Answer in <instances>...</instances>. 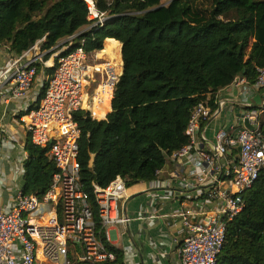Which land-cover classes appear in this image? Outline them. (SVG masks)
<instances>
[{
	"label": "trees",
	"instance_id": "trees-1",
	"mask_svg": "<svg viewBox=\"0 0 264 264\" xmlns=\"http://www.w3.org/2000/svg\"><path fill=\"white\" fill-rule=\"evenodd\" d=\"M108 14L92 26L86 0H0V43L21 55L42 41L51 50L69 37L67 52L83 46L102 50L107 38L119 43L103 54L123 60L106 118L87 110L74 113L81 129L80 179L89 193L96 229L106 241L95 185L106 187L117 176L128 186L157 179L168 156L190 141L195 107L242 73L251 83L264 67V0H94ZM55 66L48 71L52 75ZM38 73V70H37ZM42 88L37 106L45 94ZM110 108H94L104 116ZM24 194L43 196L57 168L29 139ZM244 209L227 221L217 264H264V171L244 194ZM108 243V242H107ZM111 250L120 252L109 244Z\"/></svg>",
	"mask_w": 264,
	"mask_h": 264
},
{
	"label": "built area",
	"instance_id": "built-area-1",
	"mask_svg": "<svg viewBox=\"0 0 264 264\" xmlns=\"http://www.w3.org/2000/svg\"><path fill=\"white\" fill-rule=\"evenodd\" d=\"M86 2L92 26L102 25L108 14L99 11L94 0ZM100 51L79 46L59 54L44 96L22 117L31 142L49 148L48 155L57 170L43 196L24 194L19 188L8 207L0 208V264H126L117 260L109 247V228L130 221L125 215L119 218L117 205L120 197H128L127 181L119 175L106 187L95 185L104 241L96 229L89 193L80 179L81 129L74 113L82 109L96 117L93 109L104 110L106 102L111 103L121 75ZM13 55L1 74L11 84L7 100L25 98L38 69L39 57H27L26 51ZM256 70L254 83L239 73L227 85L239 91L241 117H235L234 104L225 107L227 102L219 95L222 88L215 92V108L209 104L210 93L189 120L190 141L167 158L191 165L186 177L173 173L176 185L185 189L201 185L204 196L196 208L186 204L178 213L183 223L180 264H217L227 221L244 209L243 194L264 171V101L259 106L251 102L254 90L264 88V67L257 66ZM223 109L225 125L216 131L211 147H205L208 138L202 127ZM246 119L252 129L245 124Z\"/></svg>",
	"mask_w": 264,
	"mask_h": 264
},
{
	"label": "crops",
	"instance_id": "crops-1",
	"mask_svg": "<svg viewBox=\"0 0 264 264\" xmlns=\"http://www.w3.org/2000/svg\"><path fill=\"white\" fill-rule=\"evenodd\" d=\"M73 37L60 42L57 51L48 58L51 50L42 48V41L37 42L27 50V57H39L37 61V76L28 95L22 99L7 100L11 84L1 77L7 62L14 56L8 44L0 43V208H7L16 189L24 185L25 160L28 157L26 145L29 134L22 120L23 115L34 107L39 100L42 88L51 76L49 69L56 65L59 54L68 49L66 43ZM112 40L119 43L122 57V44L114 39L107 38L105 47L108 49ZM106 55V54H105ZM110 57V55L107 54ZM123 60L121 58V64ZM121 73L123 66H121ZM219 95L226 101V108L236 107V118L241 117L242 107L239 103L240 94L236 88L226 86L219 91ZM260 97V105L264 101V88L254 90L251 102ZM112 110L110 108L104 116L95 118L104 119ZM225 109L218 116L209 119L202 127L207 136L205 147H211L216 131L225 125ZM227 120H231L230 117ZM191 169L189 163H176L167 160L157 179L141 181L128 187V197L124 212L130 221L110 226V244L119 250V259L126 264H180V244L183 239V223L178 215L180 209L186 206L196 208L197 201L203 199L201 185L192 188L177 186V176L186 177ZM172 182L171 185H169ZM183 200L181 204L180 200ZM212 207L213 204L207 207ZM196 212L197 210H193Z\"/></svg>",
	"mask_w": 264,
	"mask_h": 264
},
{
	"label": "water",
	"instance_id": "water-1",
	"mask_svg": "<svg viewBox=\"0 0 264 264\" xmlns=\"http://www.w3.org/2000/svg\"><path fill=\"white\" fill-rule=\"evenodd\" d=\"M123 72V71H122ZM245 124L249 127V128H253V126L251 124H249L248 120H245ZM127 200L126 196H122L118 199V211H119V218H122L123 215L127 216V214L124 212V208H125V202Z\"/></svg>",
	"mask_w": 264,
	"mask_h": 264
},
{
	"label": "rangeland",
	"instance_id": "rangeland-1",
	"mask_svg": "<svg viewBox=\"0 0 264 264\" xmlns=\"http://www.w3.org/2000/svg\"><path fill=\"white\" fill-rule=\"evenodd\" d=\"M163 1V3H168V0H162ZM107 60H109V61H111L113 64H115L116 65V69H117V72H120L121 71V66H123V62H122V64H121V61L118 59V58H111V57H109V56H107V54L104 56ZM254 102H256V105H260V97H257L255 100H254Z\"/></svg>",
	"mask_w": 264,
	"mask_h": 264
}]
</instances>
